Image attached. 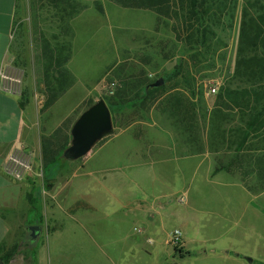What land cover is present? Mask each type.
I'll list each match as a JSON object with an SVG mask.
<instances>
[{"label": "crops", "instance_id": "0c3cea01", "mask_svg": "<svg viewBox=\"0 0 264 264\" xmlns=\"http://www.w3.org/2000/svg\"><path fill=\"white\" fill-rule=\"evenodd\" d=\"M73 1L86 7L69 15V7L59 1L55 5L50 0H0V66L11 62L24 70L21 96L0 92V257L10 254L2 263L140 264L143 255L159 256L161 249L168 256L160 264H177L174 254L190 255L182 229L178 228L182 254L165 248L173 229L158 239L163 224L178 215L170 206L171 197L185 191V204L195 202L202 208L209 202L208 194L218 191V184L248 194L242 218L247 215L251 221L248 217H259L258 210L264 213V123L257 136L250 132L243 138L245 134L236 130H244L247 118L240 117L235 107L230 108L237 115L234 119L223 114L228 108L215 110L218 117H213L210 139L201 119L194 115L188 122V109L176 103L166 107L162 122L135 118L120 123L109 138L97 141L84 155L65 157L72 126L90 103L92 89L114 65L118 50L113 37L114 61L94 79L83 73L77 59L84 50V44L80 48L77 44L80 21L91 11L105 19L107 8L102 2L118 4ZM95 1L103 12L92 5ZM37 2L47 13L44 22L37 11L34 22L28 13L30 4ZM45 23L52 31L47 32ZM48 49L62 51V58L66 57L61 74L55 63L54 69L46 65L43 51ZM46 80L62 91L44 107L49 96ZM20 145L31 152L33 169H42L45 190L33 172L15 181L2 171L7 155ZM246 171L253 184L246 182ZM256 200L262 201L260 205ZM253 202L257 204L251 208ZM231 252L221 249L228 259ZM247 258L236 253L230 260L255 263Z\"/></svg>", "mask_w": 264, "mask_h": 264}, {"label": "rangeland", "instance_id": "374dc122", "mask_svg": "<svg viewBox=\"0 0 264 264\" xmlns=\"http://www.w3.org/2000/svg\"><path fill=\"white\" fill-rule=\"evenodd\" d=\"M102 4L107 8V18L101 19L96 12L91 11L78 25V48L84 44V50L78 54L81 57L77 58L80 61L79 66L91 79L100 75L105 65L115 59L112 44L115 37L118 49L116 61L107 68L96 88L92 89L90 102L104 100L105 96L113 93L130 101L114 106L111 114L113 132L98 142L109 138L116 125L133 121L135 118H144V121L149 123L162 122L166 107L176 103L183 104L181 106L188 109V122H191L190 119L194 115L201 119L204 133L208 135L206 138L210 139L213 117H218L215 110L234 109L219 107L217 95L234 73L243 0H238L233 18L215 26L214 34H207V41L203 46L195 36L186 34L175 17L160 18L152 10L145 9L152 11L153 17L151 13L138 14V10L144 8H128L107 2ZM39 5V2L36 5L30 4L28 13L32 22L36 11L42 22L47 16L45 9H40ZM45 26L47 32L52 31L48 24L45 23ZM176 69L179 73L172 75L164 87L146 94L143 88L146 82L171 75ZM112 81L115 85L112 93H109V84ZM210 85L218 87L215 93L208 91ZM192 107H195L196 111L189 109ZM128 108L131 110L128 111ZM223 112L225 117L237 118L231 109ZM207 149L211 150L210 146L207 145ZM248 175L247 172L246 182L253 184ZM217 190L208 194L209 202L203 204L202 208L195 202L190 205L178 204L177 197H171L170 206L178 215L163 224L158 239H162L165 231L175 227L182 229L187 241L184 248L190 255L179 258L174 254L177 264H247L244 260L242 263L231 261L230 258L236 253L248 255L247 259H254V264L264 263V213L258 210L259 217H248L251 221H247V215L242 218V210L249 205L248 194L239 187L223 184H218ZM258 200L256 201L260 205L262 201ZM257 203H251V208ZM185 210L187 212L184 219L182 214ZM212 237L213 240L209 239ZM224 247L232 251L229 253V259L221 253ZM165 248L173 252V246L165 245ZM159 253L161 258L158 253L152 256L143 255L139 263L160 264L168 255L167 251L163 252L161 249Z\"/></svg>", "mask_w": 264, "mask_h": 264}, {"label": "trees", "instance_id": "16d2710c", "mask_svg": "<svg viewBox=\"0 0 264 264\" xmlns=\"http://www.w3.org/2000/svg\"><path fill=\"white\" fill-rule=\"evenodd\" d=\"M60 2V6L69 7V15L77 13L86 5L73 0H50L52 4ZM122 7L144 8L155 12L158 17H175L179 24L187 32L188 36H195L196 40L203 45L207 41V34H214V27L223 24L228 18L234 17V12L238 0H112ZM93 6L102 11V5L95 1ZM72 10L70 11V9ZM241 19L239 25L238 45L235 57L234 73L229 82L220 90L217 95L218 106L235 107L239 109V116L247 120L243 138L247 133H257L260 125L264 123V0H243L241 9ZM55 54V56H54ZM43 56L46 57V65L51 67L56 64V72L61 74V68L66 60L62 58V51L44 50ZM54 69V67L52 66ZM179 73L176 69L171 75L163 77L164 83L161 86L152 87L150 84L156 79L146 82L143 88L146 94L153 90L160 89L170 80L172 75ZM46 87L49 96L44 102V107L49 106L62 89L46 80ZM104 100L112 114L114 106L130 101L115 93L104 97ZM93 101L88 104L91 105ZM87 106V107H88ZM86 107V108H87ZM217 114V112H216ZM262 134L264 131L262 129ZM72 135V134H71ZM255 136V137H256ZM175 252L182 254L180 247H173ZM10 254L0 257L5 263Z\"/></svg>", "mask_w": 264, "mask_h": 264}, {"label": "built area", "instance_id": "2783aa9c", "mask_svg": "<svg viewBox=\"0 0 264 264\" xmlns=\"http://www.w3.org/2000/svg\"><path fill=\"white\" fill-rule=\"evenodd\" d=\"M23 70L11 62H6L0 66V92L21 96L23 91ZM115 82H110L109 87L112 89ZM218 87L210 85L208 91L215 93ZM2 171L15 181H22L29 173L33 172L37 178L40 188L45 190V180L41 168L33 169V159L31 152L25 145L14 148L5 158L2 164ZM178 203L185 204L187 200L186 192H181L177 198ZM167 243L173 247H179L182 243V232L178 228H174L168 234Z\"/></svg>", "mask_w": 264, "mask_h": 264}, {"label": "water", "instance_id": "95a60500", "mask_svg": "<svg viewBox=\"0 0 264 264\" xmlns=\"http://www.w3.org/2000/svg\"><path fill=\"white\" fill-rule=\"evenodd\" d=\"M164 83L162 77L157 78L150 85L161 86ZM113 132V124L110 110L103 99L85 108L75 120L72 129V140L64 155L68 159H76L85 153L104 136ZM34 229V227H31ZM250 260V259H249ZM0 264H3L0 261Z\"/></svg>", "mask_w": 264, "mask_h": 264}]
</instances>
